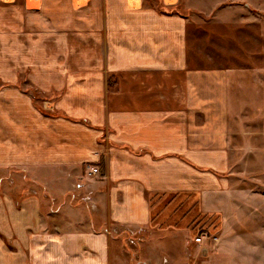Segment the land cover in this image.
<instances>
[{
  "label": "crops",
  "instance_id": "crops-1",
  "mask_svg": "<svg viewBox=\"0 0 264 264\" xmlns=\"http://www.w3.org/2000/svg\"><path fill=\"white\" fill-rule=\"evenodd\" d=\"M156 1L167 8L180 4ZM185 44L183 17L161 14L147 0H0V174L6 173L0 178V264H122L124 257H134L123 255L121 236L95 222L93 210L68 203L73 182L92 188V203L99 209L104 202L113 222L142 231L163 222L166 203L172 208L164 220L178 226L179 206H191L194 195L201 193L207 209L214 210L221 207L223 191L241 193L237 184L247 174L236 177L231 166L247 155L241 153L246 130L238 129L244 144H238L235 159L231 132H222L220 147L199 146V132L188 129L186 114L178 105H166L186 101L172 99L179 94L171 95L176 84L167 81L191 70ZM241 70L246 69H222L223 88L231 87ZM23 71L40 95V90L58 94L43 109L64 115L44 113L32 91L17 85ZM108 75L114 78L110 83ZM174 81L185 83L181 75ZM190 95L189 102L195 98ZM230 97L228 92L222 100L227 115L235 102ZM118 100L125 110L117 107ZM93 166L100 172L89 177ZM262 166L258 170L264 173ZM12 176L41 188L48 197L44 207L39 196L9 188ZM255 176L250 186L257 189ZM150 195L157 198L152 205ZM258 195L252 205L255 240L263 247L264 191ZM233 204L222 214L232 213L229 208L241 214L238 201ZM162 259L142 257L138 264H168ZM254 263L264 264V254Z\"/></svg>",
  "mask_w": 264,
  "mask_h": 264
},
{
  "label": "rangeland",
  "instance_id": "rangeland-1",
  "mask_svg": "<svg viewBox=\"0 0 264 264\" xmlns=\"http://www.w3.org/2000/svg\"><path fill=\"white\" fill-rule=\"evenodd\" d=\"M213 2L214 0H180L178 6L167 8L158 1L147 0V3L154 6L159 13L178 14L185 22L187 66L191 70H182L181 74L176 73L175 78L172 77L167 81L176 84L175 89L171 88L172 93L174 92L171 95L179 94L171 96L172 99L178 100L182 96L186 101L174 104L167 102L166 105H178L183 111V116L186 114V118L189 119L188 129L199 132V135L195 137L199 146L208 142L220 147L223 143L222 132L224 130L231 132L230 142L233 144L234 151L230 155L231 157L233 155L235 159H237L238 144L242 146L244 144V140L240 139L242 135H239L238 129L244 128L249 138H246V151L241 150L242 158L245 154L247 155L241 163L234 167L231 166L233 169L231 171L236 177H239V174H247L246 181L237 184L242 190L241 193L233 192L231 196L228 191H223L219 196L221 205L220 202L217 205L221 207L218 209H207L201 193L194 195L196 198L192 200V207L185 206L183 202V206H179L178 210L182 212L178 226L171 224L172 219H168V222L164 220L169 209L172 208L166 203L161 208L163 216L160 218L163 222L149 224L150 226L143 231L138 230L137 227L124 229L118 223L113 222L108 216L104 202L98 205L99 209L92 203V188L82 187L83 185L79 187L73 182L71 184L73 193L69 195L68 203L76 207L79 206L78 203L86 205L87 210H93L94 215L91 217L95 222L102 223L109 233L117 232L121 236L123 246L119 248L123 249V255H134L132 258L124 257L128 261L124 260L122 264H138V261H141L140 258H153V256L163 258L162 261L165 263L167 261L168 264H255L254 258L260 257L261 253L264 254V246L260 247V243L255 240V227L258 224L252 208L255 203L259 202L256 199L259 198V192L264 191V173L259 171L264 163V147H261L264 145V0H225L223 5L216 6L212 5ZM54 52L57 53L53 51L52 54ZM69 61L76 60L71 58ZM239 66L246 70L236 71L237 77L231 87L226 86V90L223 88L221 70ZM257 68L260 70L258 71ZM27 73L23 71L17 74V85L32 91L36 105L46 113L64 115V112L58 109H43L45 101L55 99L58 94L51 90L38 89L41 91L40 95L37 90L34 91L32 89L34 86L29 83ZM213 73L218 75V78L207 75ZM259 74H261L260 78ZM179 75L185 81V83L182 81V85L176 82L177 80L174 81ZM185 75L190 80L193 77L192 84L185 78ZM108 76L107 81L110 83L114 78ZM118 79L122 83L125 81L122 76H118ZM224 91L226 94L229 92L230 98L235 101L232 104L233 108L228 112L229 116L227 115L228 103L225 104L222 101L226 96ZM188 94L195 97L190 102L187 101ZM116 105L118 108L126 109L125 103L119 102ZM197 169L200 172L211 171L206 167H197ZM215 173L220 176L228 174L220 171ZM5 174L1 173L0 178ZM96 174L89 175V177H94ZM253 174L260 179L255 184L257 189H254V183L250 186L253 182L250 176ZM239 180H243V177ZM79 181L87 184L88 179ZM6 183L9 188L17 190L22 195L33 193L39 196L43 201L40 205L44 207V202L48 197L43 194L41 188L23 182L21 177L15 178V176H12ZM70 198L73 199L70 201ZM235 200L239 203L238 209L241 214H235V209L229 208L232 213L228 212L227 215H223L224 207L233 206ZM261 201L264 204V200ZM149 202L151 205L157 202L155 195H150ZM79 211L83 215L84 210ZM86 212L89 215V211ZM70 213L72 214L73 210ZM72 216L76 217L77 214L73 213ZM100 219L102 222H99ZM201 231H205L209 236H216L217 240L213 241L208 238L204 244L195 243L193 238ZM179 234H182V237ZM171 258L176 260V263L170 262ZM154 264H163V262H154Z\"/></svg>",
  "mask_w": 264,
  "mask_h": 264
},
{
  "label": "built area",
  "instance_id": "built-area-1",
  "mask_svg": "<svg viewBox=\"0 0 264 264\" xmlns=\"http://www.w3.org/2000/svg\"><path fill=\"white\" fill-rule=\"evenodd\" d=\"M98 171V168L96 166H93L89 171L88 174L89 175H93L96 174ZM212 239L213 241L217 240L216 236H209L205 231H201L200 233H197L196 236L193 238V241L197 244H204L206 239Z\"/></svg>",
  "mask_w": 264,
  "mask_h": 264
},
{
  "label": "trees",
  "instance_id": "trees-1",
  "mask_svg": "<svg viewBox=\"0 0 264 264\" xmlns=\"http://www.w3.org/2000/svg\"><path fill=\"white\" fill-rule=\"evenodd\" d=\"M44 113H46V112L44 111ZM46 114H49V115H51V114H53V113H46Z\"/></svg>",
  "mask_w": 264,
  "mask_h": 264
}]
</instances>
